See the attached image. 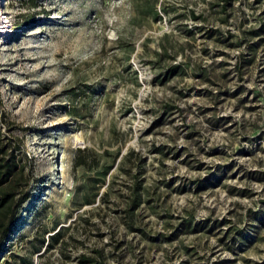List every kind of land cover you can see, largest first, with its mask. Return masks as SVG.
<instances>
[{
  "label": "rangeland",
  "instance_id": "1",
  "mask_svg": "<svg viewBox=\"0 0 264 264\" xmlns=\"http://www.w3.org/2000/svg\"><path fill=\"white\" fill-rule=\"evenodd\" d=\"M0 18V134L30 191L0 264H264V0H0ZM84 147L109 154L74 169Z\"/></svg>",
  "mask_w": 264,
  "mask_h": 264
},
{
  "label": "trees",
  "instance_id": "2",
  "mask_svg": "<svg viewBox=\"0 0 264 264\" xmlns=\"http://www.w3.org/2000/svg\"><path fill=\"white\" fill-rule=\"evenodd\" d=\"M263 31L264 27H260L252 29L250 34L259 36ZM18 149V145L13 146L6 143L0 134V249L11 234L12 227L18 218L19 208L30 197L28 189L29 176L25 172V164L21 161V157H17L15 153ZM107 154H109L107 149L103 150L102 153H98L89 147L77 148L73 157V168L89 167L90 161L94 166H98L100 157ZM118 156L119 151L115 153L109 164L106 162L102 164L96 177H89L83 184L81 192L85 203H93L96 199L104 200L111 183L108 182L102 192L100 191L101 185L105 183V176ZM127 158V155H121L117 166L121 165ZM131 194L132 198L127 204L129 213L133 212L140 204L141 193L137 183L132 186ZM85 260L83 259L82 262Z\"/></svg>",
  "mask_w": 264,
  "mask_h": 264
},
{
  "label": "bare ground",
  "instance_id": "3",
  "mask_svg": "<svg viewBox=\"0 0 264 264\" xmlns=\"http://www.w3.org/2000/svg\"><path fill=\"white\" fill-rule=\"evenodd\" d=\"M4 24V22L2 21V19L0 18V28H3V25Z\"/></svg>",
  "mask_w": 264,
  "mask_h": 264
}]
</instances>
